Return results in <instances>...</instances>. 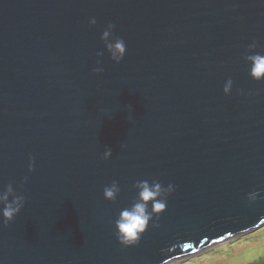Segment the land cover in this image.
I'll return each instance as SVG.
<instances>
[{
    "label": "water",
    "instance_id": "1",
    "mask_svg": "<svg viewBox=\"0 0 264 264\" xmlns=\"http://www.w3.org/2000/svg\"><path fill=\"white\" fill-rule=\"evenodd\" d=\"M246 52L264 54V0H0V189L25 197L0 218V264H172L264 227V80ZM140 180L174 191L124 246Z\"/></svg>",
    "mask_w": 264,
    "mask_h": 264
},
{
    "label": "clouds",
    "instance_id": "2",
    "mask_svg": "<svg viewBox=\"0 0 264 264\" xmlns=\"http://www.w3.org/2000/svg\"><path fill=\"white\" fill-rule=\"evenodd\" d=\"M90 24H95V18L89 21ZM114 25L109 24L101 35V40L104 42L105 48L111 56V59L116 63H119L125 55L126 46L124 40L118 37H113ZM257 47V43L254 41L248 45V49L252 50ZM103 51L98 52V56H102ZM244 59L250 62L249 74L257 80H264V54L255 53L244 54ZM99 64V61L97 62ZM95 72H103L102 67H96ZM233 81L231 78L227 79L224 84L223 91L225 94L230 93L232 89ZM112 155V149L106 147L102 158L107 160ZM33 169V162L29 160L28 170L31 172ZM133 187L137 189V194L134 197V202L130 208H124L121 210L118 218L115 220V235L117 240L124 246L136 245L141 235L146 231L149 222L152 221L153 227H159V225L153 220V216L159 219V214L166 208L167 195L174 191V185L169 183L167 187L162 186L158 181H152L149 183L147 180L137 181ZM120 192L119 185L116 181H113L110 185H106L103 188V196L107 200H115ZM11 197V199H10ZM257 198V192L253 191L248 193L249 200H255ZM149 202L152 204L151 211H149ZM24 195L16 192L13 189L12 184H8L3 189H0V218H2L3 224L7 225L14 216L24 206Z\"/></svg>",
    "mask_w": 264,
    "mask_h": 264
},
{
    "label": "rangeland",
    "instance_id": "3",
    "mask_svg": "<svg viewBox=\"0 0 264 264\" xmlns=\"http://www.w3.org/2000/svg\"><path fill=\"white\" fill-rule=\"evenodd\" d=\"M264 258V227L172 264H250Z\"/></svg>",
    "mask_w": 264,
    "mask_h": 264
},
{
    "label": "trees",
    "instance_id": "4",
    "mask_svg": "<svg viewBox=\"0 0 264 264\" xmlns=\"http://www.w3.org/2000/svg\"><path fill=\"white\" fill-rule=\"evenodd\" d=\"M250 264H264V258L261 260L255 261L253 263H250Z\"/></svg>",
    "mask_w": 264,
    "mask_h": 264
}]
</instances>
